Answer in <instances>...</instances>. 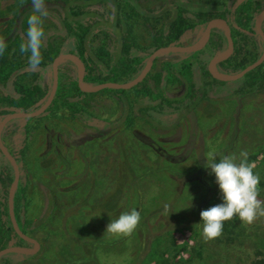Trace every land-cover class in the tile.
Here are the masks:
<instances>
[{"label":"trees","instance_id":"16d2710c","mask_svg":"<svg viewBox=\"0 0 264 264\" xmlns=\"http://www.w3.org/2000/svg\"><path fill=\"white\" fill-rule=\"evenodd\" d=\"M18 4L22 7L7 22V32L0 35V42L5 45L0 52V106L4 109L0 118L18 109L32 111L43 104L48 94L42 83L43 73L51 69L53 59L63 52H72L83 62L84 83H125L137 76L144 60L154 49L175 45L188 27L203 26L205 29L209 19L219 17L226 19L230 25L234 52L216 64L219 73L228 75V68L241 70L258 58L257 54L251 52L248 53L249 62H234L244 41L249 39L244 31L258 34L254 23L258 5L253 0H231L223 3L161 0L159 5L151 9L141 7L138 0H61L57 4L43 0L47 15L41 18L44 33L40 47L41 61L39 65L33 66L28 62L29 53L20 52V43L27 28V16L33 14L32 0H14L11 9H16ZM134 17L153 18L156 22L162 18L151 34L152 43L149 48L136 45L134 39L129 38L130 22ZM219 36L226 39L223 33ZM216 46L217 43L210 37L202 49L183 52L188 55L185 59L163 64L162 69L150 79L145 78L133 87L134 90L141 91L134 100L127 99L126 89L81 91L78 78L66 76L64 80H59L48 108L36 117L24 118L26 123L36 119L40 123L39 119L48 117L54 110L61 108L87 124L83 128L75 123H67V119H61V128L64 129L61 131L65 136L63 143L66 145L62 147L56 144L55 150L49 148L50 155L36 156L41 163L39 168L45 175L37 179L41 182L43 203L36 217H28L30 200L25 199V188L19 181L14 192L13 210L18 227L25 234L40 232L46 238H51L47 242L55 264H101L96 254L97 249L123 242L134 230H138L140 235L138 249L128 264L179 262V254L185 252L189 244L182 242L178 248L170 229L151 232L147 228L146 218L139 221L128 235L111 234L105 229L108 222L130 208L137 210L141 218L143 203L139 179L156 169L148 168L143 176L135 177L132 167L119 160L120 154L127 161L122 155L125 150L118 147L116 151L111 144V140H117V135L112 139L113 134L118 133L113 127L114 123L94 117L86 106L96 93L112 91L123 103L120 120L134 124L137 117L155 129H171L182 116L193 113L204 101L237 92L242 79L254 81L257 87L264 84V70L260 72L264 61L236 80L213 78L207 70V64L218 54ZM24 72L35 76L13 87L11 83L14 78ZM166 82L181 86L180 93L176 96L168 95L165 90ZM130 112L133 117H126ZM90 121H95L98 125L93 127L89 124ZM100 124L104 127H100ZM36 128L39 129V126ZM36 128L20 131L21 136H24L25 146L23 149L17 146L18 151L14 154L20 171L24 164H28L27 153L36 133H39ZM100 137V149L94 150L93 144ZM48 143L45 142V147ZM260 150L254 151L246 159L255 160ZM0 154L3 155L1 151ZM76 160L81 162L80 168L71 172V165ZM100 166L102 169L98 175L96 169ZM20 201L23 202L21 210L18 209ZM236 221L235 217L223 221L220 235L213 239L220 247L229 251L231 256L243 252L245 243H248L249 259L246 262L264 264V233L252 231V226ZM195 227L197 230L192 246L199 264H203V244L198 236L201 232L199 222ZM23 241L14 231L9 219L7 193L3 190L0 179V249ZM237 242L241 244L239 247ZM7 254L9 253L3 256ZM3 256L0 257V264H12L10 260L2 262ZM24 256L27 260L34 254ZM227 259L226 256H220L217 264H225ZM50 262L48 260L45 264Z\"/></svg>","mask_w":264,"mask_h":264},{"label":"rangeland","instance_id":"374dc122","mask_svg":"<svg viewBox=\"0 0 264 264\" xmlns=\"http://www.w3.org/2000/svg\"><path fill=\"white\" fill-rule=\"evenodd\" d=\"M49 1L52 4H57L61 0ZM160 1L138 0V3L141 7L151 9L159 5ZM191 1L222 2L225 0ZM259 2L264 7V0H259ZM13 3L14 0H0V35H4L7 32L9 28L7 22L11 21L19 11V8L22 7L18 4L16 9H11ZM161 20L162 18L156 22L153 18H132L129 38L131 40L134 39L136 45L149 48L152 43L151 34L154 32L155 26L160 24ZM259 25L264 32V15L260 18ZM213 29L214 32L211 37L217 43L215 49L220 54L226 49L227 41L219 36V34L223 33L225 35L226 28L223 29V26L217 23ZM204 31L203 26H199L198 28L188 27L177 42V45H194L199 43L200 39L204 37ZM244 32L248 34L249 39L244 41L239 55H235V63H239L240 61L247 63L250 61L248 53H255L259 57L264 50V40L260 35L249 33L246 30ZM187 56L183 52L159 53L154 59L147 77L150 78L154 73L160 71L163 64L175 60L180 61ZM147 58L143 64H145ZM263 70L264 66L261 67L260 72ZM34 71L38 72L37 70ZM214 71L219 73L217 66L214 67ZM238 71L240 70L228 68L227 72L234 74ZM79 74L80 67L74 60L61 59L59 61L58 83L59 80H64L66 76L78 78ZM34 76L29 74V72H24L15 77L11 85L16 87L22 81L25 83L29 79H33ZM42 83L49 93L52 84L51 69L44 71ZM84 84L87 87L93 86L87 83ZM167 92L170 96H175L180 92V87L170 85L167 88ZM125 95L128 100H134L135 97H138V92L133 88H129L126 89ZM73 102L77 103L74 100ZM86 107L95 117L114 123L113 127L117 129L118 133L113 134L112 139L117 135V140H111V144L116 151L118 147L125 150L122 155L125 156L127 161H124L120 154L118 155L119 160L132 167L135 177L138 175L143 176L148 168L160 171L157 174L155 171H149L139 179L143 203L139 221L142 222V219L146 218L148 223L147 228L153 233H157V231L159 232L163 229H170L173 237L176 239L178 248L182 242L189 244L186 251L182 252L181 255L179 254V262L177 264H199L195 249L192 246L194 245V234L197 230L195 225L199 222V212L220 202L213 177L205 169L210 154L217 160L228 156L234 158L236 163H239L242 159L241 152L246 153L248 156L254 151L261 149L255 160L250 161L246 159L245 163L258 177L257 200L264 206V84L257 87L254 81L250 82L242 79L237 92L222 94L216 99L204 101L193 113L184 115L181 119L180 128L163 134L137 117L134 120V124L120 120L122 119L123 103L112 91L96 93ZM3 110L0 106L1 116ZM126 117L132 118V112ZM61 119H67V123H75L76 126L81 125L83 128L86 127V123L80 118H74L67 111L59 108L49 114L48 117L39 119L40 123L37 122L38 119L26 123L23 117H17L6 122L2 128V141L14 155L18 151L17 146H20L22 149L25 146L24 136H21L20 131L31 130L39 126V129L36 128L37 131L39 130V133H36L28 153L26 152L28 164L23 165L19 176V182L25 188V199L30 200L28 209V217L30 219L40 213L43 203L40 190L41 182L37 179H41L45 175L43 170L39 168V164L41 163L36 156H46V154L48 156L51 154L48 151L50 147L55 150L54 146L59 145L63 147L66 145L63 143L65 136L61 131L64 130L61 128ZM83 128L80 129L82 130ZM99 139L101 138L96 139V142L93 144L94 150L100 149ZM45 142H49L46 147ZM68 157L72 159L71 155ZM80 163L76 160L71 166V172L79 170ZM165 168L168 170H162ZM101 169V166L96 169L98 175ZM0 171L3 190L5 193H8L13 179V168L5 156L1 154ZM171 198L175 201H172ZM188 201H190V207L186 208ZM22 203L20 201L18 204L19 210L22 208ZM234 217L237 220L236 222L241 221L235 215ZM241 222L252 226V231L264 233V216H257L251 223ZM27 235L33 237L39 243L38 251L34 253V256L26 260L24 255L32 254L10 252L11 254L3 256L1 261L10 260L12 264H45L46 261L50 260V264H55L53 262L52 250L47 242V240L51 241V238H46L40 232H37V234L29 232ZM198 236L200 242L203 244V264H217L220 256L228 257L225 264H248L246 261L249 259L248 249L250 244L245 243L243 252L237 253L236 256H231L230 252L220 247L213 238L205 239L201 235V232ZM139 237V231L134 230L123 242L114 246L99 247L96 254L100 263L128 264L138 249ZM240 241L242 242V240ZM11 245L34 246L26 241ZM237 245L239 247L241 244L237 242Z\"/></svg>","mask_w":264,"mask_h":264},{"label":"clouds","instance_id":"9594fccd","mask_svg":"<svg viewBox=\"0 0 264 264\" xmlns=\"http://www.w3.org/2000/svg\"><path fill=\"white\" fill-rule=\"evenodd\" d=\"M33 14L27 16V28L24 39L20 43V52H28L29 64L36 66L41 61L40 47L43 37L42 17L47 15L43 0H32ZM5 45L0 42V52ZM239 163L234 158L224 156L215 159L211 156L205 169L213 177V182L219 193L220 202L199 212L201 235L212 239L220 235L225 220L234 215L245 223H251L257 216H264V206L257 200L258 177L245 163L247 154L241 152ZM191 200V199H190ZM190 207V201L187 207ZM139 212L130 208L120 213L107 223L105 229L111 234H130L139 222ZM104 229V230H105Z\"/></svg>","mask_w":264,"mask_h":264},{"label":"water","instance_id":"95a60500","mask_svg":"<svg viewBox=\"0 0 264 264\" xmlns=\"http://www.w3.org/2000/svg\"><path fill=\"white\" fill-rule=\"evenodd\" d=\"M264 15V8L260 10L258 13L256 19H255V28L263 40H264V32L262 31L259 21L260 18ZM220 22L225 25L226 28V41H227V47L224 51H222L220 54H217L214 58L210 59L208 64H207V70L210 73V75L218 80H236L240 77H242L244 74H246L248 71L256 68L259 66L263 60H264V50L262 54L252 63L248 64L245 66L243 69L238 71L237 73L234 74H229V75H223L219 74L218 72L214 71V67L216 66L217 63L220 61H223L227 59L233 52V42L231 39V28L228 24V22L219 17L211 18L207 21L206 26H205V31H204V37L200 43L194 44V45H166V46H161L156 49H154L148 56L143 68L139 72V74L131 81L125 82V83H120V82H104L100 83L97 85H93L91 87H84V81H83V76H84V64L80 60V58L72 53V52H63L59 53L52 61L51 65V73H52V84L50 91L48 93V96L46 97L45 101L43 104L38 107L37 109H34L32 111H22L20 109L11 111L4 115L3 117L0 118V151L1 153L5 156V158L10 162L12 168H13V179L11 181L10 187L8 189L7 193V204H8V214H9V219L11 221L12 227L14 231L19 235L21 239L24 241L33 244V247H28V246H22V245H8L2 249H0V257L3 256L6 253L10 252H22L25 254H34L38 251L39 248V243L37 242L36 239L33 237L23 233L20 228L17 225V222L15 220L14 216V210H13V199H14V192L15 188L18 184L19 181V176H20V169L18 162L16 161L15 156L8 150V148L4 145L2 141V128L5 125L6 122L13 118L17 117H23V118H29V117H35L43 113L48 106L50 105L52 99L54 98L56 89H57V84H58V63L61 59H71L74 60L75 62L78 63L80 67V74L78 76V87L81 91L85 92H97L105 88H118V89H129L141 82L144 77L147 75L149 72L150 68L152 67L153 61L156 58V56L161 53V52H194L197 50H200L204 47L206 42L209 39L210 32L212 28L214 27V24Z\"/></svg>","mask_w":264,"mask_h":264},{"label":"flooded vegetation","instance_id":"af4514ba","mask_svg":"<svg viewBox=\"0 0 264 264\" xmlns=\"http://www.w3.org/2000/svg\"><path fill=\"white\" fill-rule=\"evenodd\" d=\"M254 1V3H256L257 5H258V10H257V12H256V14H255V19H256V17H257V15H258V13L260 12V10H262L264 7L262 6V5H260V2H259V0H253ZM223 2H230L229 0H225V1H222V2H217V3H223ZM262 6V7H261ZM255 19H254V23H255ZM226 20V19H225ZM230 26V25H229ZM213 32H214V29L213 30H211V32H210V36H209V38L212 36V34H213ZM231 32H232V30H231ZM226 37V36H225ZM209 40V39H208ZM208 42V41H207ZM206 42V43H207ZM143 66H144V64H143ZM143 66H142V68H143ZM141 68V69H142ZM152 68V67H151ZM151 68H150V70H151ZM162 69V68H161ZM150 70H149V72H150ZM141 71V70H140ZM148 72V73H149ZM85 73V72H84ZM148 73H147V75L144 77V79L146 78L147 80L148 79H150V78H148L147 76H148ZM139 74V73H138ZM137 74V75H138ZM143 81V80H142ZM141 81V82H142ZM140 83V82H139ZM137 85V84H136ZM135 85V86H136ZM170 85H174V86H178V87H180V90H181V86H179V85H177V84H172V83H168V82H166L165 83V90L167 91V88H168V86H170ZM135 86H133V87H135ZM132 87V88H133ZM137 91V90H136ZM138 92V95H139V92H141V91H137ZM180 93V92H179ZM178 93V94H179ZM167 94H168V92H167ZM177 94V95H178ZM169 95V94H168ZM176 96V95H175ZM165 109H167V107H165ZM88 110V109H87ZM94 116V115H93ZM36 117V116H35ZM95 117V116H94ZM164 118H165V116H163ZM184 116H182L180 119H179V122H177V124H175V125H173L172 127H171V129H169V128H164V129H156L157 131H159L161 134H163V133H168V132H171L172 130H177V128H180V125H181V119L183 118ZM97 118V117H96ZM102 120V119H101ZM104 121V120H103ZM173 122V121H172ZM172 122H168V124H172ZM85 123V122H84ZM83 123V124H84ZM90 125H92L93 127L94 126H97L98 125V123L97 122H95V121H90V123H89ZM86 126H87V124H85ZM91 126V127H92ZM151 126V125H150ZM92 127V128H93ZM100 127H104L102 124H100ZM153 129H155L154 127H153ZM91 130H93V129H91ZM158 132V133H159ZM100 138H102V137H100ZM182 139V138H181ZM100 140V139H99ZM4 143V142H3ZM74 162V161H73ZM72 166V165H71ZM72 169V168H71ZM71 171V170H70Z\"/></svg>","mask_w":264,"mask_h":264},{"label":"bare ground","instance_id":"6f19581e","mask_svg":"<svg viewBox=\"0 0 264 264\" xmlns=\"http://www.w3.org/2000/svg\"><path fill=\"white\" fill-rule=\"evenodd\" d=\"M217 23L218 24H221L223 26V29H225V25L224 24H222L220 22H217ZM217 23H215L214 26H216ZM202 39H203V37H202ZM202 39H200L199 43L202 41ZM84 87H87V86H85V84H84Z\"/></svg>","mask_w":264,"mask_h":264}]
</instances>
